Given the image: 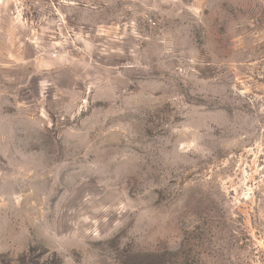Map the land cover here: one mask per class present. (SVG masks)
I'll use <instances>...</instances> for the list:
<instances>
[{
  "label": "rangeland",
  "instance_id": "rangeland-1",
  "mask_svg": "<svg viewBox=\"0 0 264 264\" xmlns=\"http://www.w3.org/2000/svg\"><path fill=\"white\" fill-rule=\"evenodd\" d=\"M0 25L50 60L0 74V264H264V0H0Z\"/></svg>",
  "mask_w": 264,
  "mask_h": 264
},
{
  "label": "crops",
  "instance_id": "crops-1",
  "mask_svg": "<svg viewBox=\"0 0 264 264\" xmlns=\"http://www.w3.org/2000/svg\"><path fill=\"white\" fill-rule=\"evenodd\" d=\"M1 26V25H0ZM3 32V27H0V37ZM5 39H0V74H4V72L12 71L17 69V66L23 65L33 62L35 64L34 67L38 70V72H44L48 70L50 67V60L43 55H37L35 52H32L30 55L26 56L24 47L19 43L13 34L8 36L9 34H5ZM21 57V58H20ZM17 73V72H15ZM11 80V78H5L2 80L0 76L1 83H7Z\"/></svg>",
  "mask_w": 264,
  "mask_h": 264
}]
</instances>
